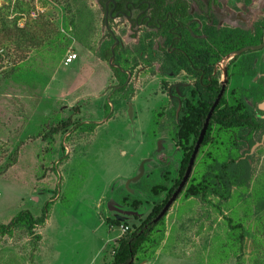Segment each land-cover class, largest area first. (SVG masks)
I'll return each mask as SVG.
<instances>
[{
    "label": "rangeland",
    "instance_id": "rangeland-1",
    "mask_svg": "<svg viewBox=\"0 0 264 264\" xmlns=\"http://www.w3.org/2000/svg\"><path fill=\"white\" fill-rule=\"evenodd\" d=\"M38 1L44 11L28 21L30 43L10 40L0 56V222L22 209L35 217L44 207L47 212L34 229L38 241L23 227L0 235V264H108L116 241L151 210L148 186H168L176 175L182 150L176 143L173 103L189 95L198 76L166 56L165 31L134 25L123 16L105 24L97 0ZM188 1L180 47L190 55L209 51L216 77L221 79L227 66L228 89L245 87L247 103L264 117L262 60L248 77L238 73L241 62L256 54L242 53L234 60L227 54L228 48L260 38L264 0H216L204 12ZM10 6V0H0L7 16ZM106 25L118 41L112 60L118 73L102 56L114 44ZM70 51L77 58L65 63ZM67 119L68 126H62ZM55 126L61 128L51 133ZM248 135L229 149L248 158V185L233 186L226 200L181 194L136 264H236L231 253L222 260L221 249L229 240L223 214L241 217L253 211L255 193L264 189V131ZM228 136L222 132L219 138ZM211 146L202 148L191 173L203 171L199 164ZM239 192L243 199L237 198ZM114 219L118 222H110ZM246 225L254 235L245 237L244 264H256L264 258V243L258 241L264 235L255 236L254 230L264 225V208Z\"/></svg>",
    "mask_w": 264,
    "mask_h": 264
},
{
    "label": "trees",
    "instance_id": "trees-1",
    "mask_svg": "<svg viewBox=\"0 0 264 264\" xmlns=\"http://www.w3.org/2000/svg\"><path fill=\"white\" fill-rule=\"evenodd\" d=\"M103 1L104 0H102L101 4L104 3ZM174 1L176 2L174 3ZM180 1L181 0H172L173 4L168 2V0H158L159 5L156 13H160L164 6H168L170 9L175 10L173 15L176 16L178 15L176 10L179 6H182L183 11L181 12V16H185L187 4H183V2L180 4ZM10 8L11 14H8V16L7 13H2L0 11V47L5 48H7V43L10 42V40H21L24 44L30 43V34L32 33L29 32L30 28L28 21H35L42 16L35 19H27L22 26H19L17 24V20L20 18L19 12L26 11L29 8V4L17 1L13 6H10ZM182 40L183 39H181V41L175 40L170 44L165 54L168 57L180 61L182 68L199 76V78L194 87L189 90V95L183 96L173 103L176 110V143L182 150V156L179 160L178 168L175 171L176 175L168 186L162 182H157L148 186L152 199L151 210L145 218L141 220L138 226L116 241V246L108 264H136L139 259L138 256L154 243L153 234L155 229L164 220L168 210L157 221L153 222V218L161 210L181 180L205 116L220 90V82L216 75L214 76L212 74L213 68L209 64V55L211 53L209 51H197L195 54L192 53L190 55L184 47H180ZM239 48V46H233L232 49L228 48L227 54ZM118 49L119 45H114V56ZM102 56L104 59H109L111 56V47L104 49ZM238 56L239 55L235 53L232 60ZM248 66V61L243 59L241 62V69L238 73L241 75L248 74ZM112 69L116 73L120 71L117 66H113ZM201 75L202 81L206 79V77H209V79L204 80V84H200V82H202L200 80ZM246 94L247 91L245 87H232L227 90L225 89L222 93L212 111L208 126L195 157L196 160L203 147L210 144L212 145L206 151L205 159L199 164V168H202L203 171L191 173L176 199L181 194L183 198L214 194L221 200H226L233 186L241 188L242 186L248 185L252 176V168L248 158L245 154L233 155L229 152L231 146L238 148L240 140L250 138L249 135L248 137L246 136L247 134L251 132L257 134V132L264 131V117L256 116L255 110L245 99ZM103 109L105 113H108V104L106 102L103 104ZM61 124L62 126H68L69 120L67 119ZM60 128L59 126L52 127L51 133L57 132ZM222 132H229L230 136L225 140L221 137L219 138ZM218 138L219 140H217ZM248 144L249 146L253 144L251 139ZM15 161L16 157H13L11 162L8 163V166L12 165ZM165 171L166 169H164V172ZM135 186L139 189L143 187L140 186L139 183H136ZM161 193H163L162 198L159 201H154L153 197ZM237 198L243 199V194L240 192L237 193ZM138 204L139 201H136V205ZM253 207V211L250 210L241 217H236L235 215L226 216L223 214L229 240L226 241V245L221 249L222 260H226L231 253V255L235 257L236 264H244L242 249L245 237L254 235L246 225L247 218L263 210L264 189L255 193ZM46 212L47 207H44L42 215L40 217H35L30 210L22 209L7 223L0 222V235L11 233L14 228L23 227L29 235L34 236L36 241H38L40 235L35 233L34 229L45 220ZM106 221L109 222L108 219ZM110 222L116 223L118 220L114 219ZM254 230L255 236L260 234L264 235V225H256ZM260 236L258 241L264 243V236ZM256 264H264V258L258 257Z\"/></svg>",
    "mask_w": 264,
    "mask_h": 264
},
{
    "label": "flooded vegetation",
    "instance_id": "flooded-vegetation-1",
    "mask_svg": "<svg viewBox=\"0 0 264 264\" xmlns=\"http://www.w3.org/2000/svg\"><path fill=\"white\" fill-rule=\"evenodd\" d=\"M101 2L102 0H97V3L100 5L103 11V15H104L103 21L105 24H106V21L108 20H111L118 16H123L126 19L130 20L131 23H133L134 25L135 24L145 25L146 27H149L150 29H153L159 33L162 31H165L166 35L170 37L169 45L172 44L175 40L181 41V39H184L183 31L186 27L185 22L190 12V8H189L190 5H189L188 0H181L179 2L180 4L181 2H183V4L184 3L187 4L185 16H181V12L183 11L182 6H179L178 9L176 10L178 14L176 16L173 15V12H175V10L170 9L168 6H164L161 12L157 14L156 10L158 9V5H159L158 0H122V1L121 0H104L103 4H101ZM168 2L173 3L172 0H168ZM175 2L176 1H174V3ZM193 2L195 3L197 9L200 12L201 11L204 12L206 11V9L204 8L205 5L208 9H212V4H214L216 0H206L204 4L199 0H193ZM106 27L108 29V33L112 36L114 41L117 40L113 36V33L110 27H108V25H106ZM263 42H264V28L260 34V38L256 42L248 43L246 45L241 46L240 48H243L247 45H259V44H262ZM247 52H249L250 54H256V59L254 55H250V57H248L247 61L249 64L248 66L249 72L248 74H245V76L249 77L252 73V69L256 66V62L259 63V61L262 60L263 68H262V71L259 72L258 74L259 76L263 77V84H264V44L261 47L255 48V49L247 48L241 53H239L238 55L242 53H247ZM234 54H235L234 52L229 53L230 56L228 55V60L233 59ZM112 67L113 66H111V69ZM217 68L215 66L212 70V74L214 76L216 75L215 72ZM224 68H226L227 70V73H226L227 81L224 86L225 87L224 91H225V89L226 90L228 89L227 84L229 81V77H228V67L225 66ZM222 74H223V71H222ZM201 78H202V75L200 76V80L202 81ZM207 79H209V77H206V79H203V81L200 82V84L201 83L204 84L205 82L204 80H207ZM217 79L220 82V87H221V80L223 79V77L221 79L217 77Z\"/></svg>",
    "mask_w": 264,
    "mask_h": 264
},
{
    "label": "water",
    "instance_id": "water-1",
    "mask_svg": "<svg viewBox=\"0 0 264 264\" xmlns=\"http://www.w3.org/2000/svg\"><path fill=\"white\" fill-rule=\"evenodd\" d=\"M117 40L114 41V44L111 46V56L110 58L108 59L110 62V65L111 66H117L116 64L113 63V57H114V50H113V47L114 45L117 44ZM264 44V42L262 44H259V45H247L243 48H240L236 51H234V53L236 54H239L241 53L242 51H244L245 49L247 48H251V49H255V48H259L261 47L262 45ZM230 56V55H229ZM226 73H227V70L226 68H223V79L221 80V87H220V90L216 96V98L214 99L212 105L210 106L206 116H205V119H204V122H203V125L199 131V134L197 136V139L194 143V146H193V150L189 156V159H188V163H187V166H186V169L182 175V178L181 180L179 181L177 187L175 188V190L172 192V194L170 195V197L167 199V201L165 202V204L163 205V207L161 208V210L158 212V214L153 218V222L157 221L161 216L164 215V213L169 209V207L172 205L173 201L176 199L178 193L181 191V189L184 187V185L186 184L190 174H191V171H192V168H193V165H194V161H195V157H196V154L198 152V149L200 147V144H201V141L203 139V136H204V133L206 131V128L208 126V122H209V119L211 117V114H212V111L214 109V107L216 106L218 100L220 99L223 91H224V86H225V83L227 81L226 79ZM141 169H143V161L141 162L140 164V172L135 176V179H138L142 173Z\"/></svg>",
    "mask_w": 264,
    "mask_h": 264
},
{
    "label": "built area",
    "instance_id": "built-area-1",
    "mask_svg": "<svg viewBox=\"0 0 264 264\" xmlns=\"http://www.w3.org/2000/svg\"><path fill=\"white\" fill-rule=\"evenodd\" d=\"M17 1L29 4V8L24 12H19L20 18H18L17 23L22 26L27 19H35L42 15L44 8L43 5L38 0H10L11 6H13ZM4 55V48L0 47V56ZM77 58V53L74 51L68 52L64 57L65 63H70ZM128 226L121 225V230L126 231Z\"/></svg>",
    "mask_w": 264,
    "mask_h": 264
}]
</instances>
